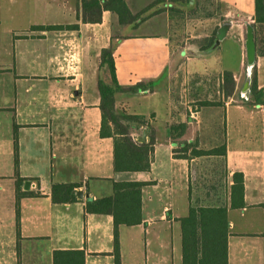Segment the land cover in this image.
Returning <instances> with one entry per match:
<instances>
[{"label": "crops", "instance_id": "crops-1", "mask_svg": "<svg viewBox=\"0 0 264 264\" xmlns=\"http://www.w3.org/2000/svg\"><path fill=\"white\" fill-rule=\"evenodd\" d=\"M212 1L222 19L203 21L216 32L187 28L184 37L175 26L183 16L188 24L186 11L201 10V0H123L131 19L109 8L95 22L82 20L80 0H0V264H52L57 249L82 250L84 264H115L112 215L84 210L86 200L112 195L113 181L145 183L141 222L118 226V264H181L178 219L191 206L226 209L227 264H264V104L250 92L253 71L264 87L254 40L264 24H255L254 0ZM109 45L118 85L145 84L113 98L116 111L140 117L128 128L134 141L148 129L147 170L116 171L113 136L100 132L98 79L111 81L101 77L108 69L100 53ZM215 85L218 104H198L211 101ZM176 123L186 128L172 138ZM194 140L216 154L174 155L180 141ZM208 156L222 160L225 179L224 196L211 205L196 196L208 168L196 160ZM234 173L243 190L233 199ZM53 183H76L81 195L53 203ZM17 191L29 193L19 198L18 216Z\"/></svg>", "mask_w": 264, "mask_h": 264}, {"label": "trees", "instance_id": "trees-1", "mask_svg": "<svg viewBox=\"0 0 264 264\" xmlns=\"http://www.w3.org/2000/svg\"><path fill=\"white\" fill-rule=\"evenodd\" d=\"M82 20L95 22L100 20L104 9L113 8L118 11L121 19H131L130 13L123 0H80ZM255 24H264V0H254ZM77 25H67L74 28ZM38 28H62V26H42ZM257 29V28H256ZM255 46L257 55H264V36H258L255 30ZM210 39L200 45L201 48L209 46ZM112 45L101 49L100 67L108 69L111 81L109 83L98 79L100 92L101 134L113 136V167L116 171L147 170L152 152L151 143L134 141L129 135L131 122L139 121L137 115H130L114 108L113 94L116 91H137L144 89V83L138 82L130 87H121L115 79L114 64L112 58ZM231 73H223L222 89L228 93L231 89ZM250 92L253 103L264 104V87L259 88L256 83V74L253 71L250 83ZM202 104H218L215 101H204ZM122 120L126 122L123 123ZM109 124L112 128L109 127ZM186 128V123L170 125L172 138L181 136ZM217 149L201 150L197 140L191 142L180 141L178 147L173 149L176 157L190 159L199 155L216 154ZM22 180V178H19ZM231 195L242 196V175L233 174ZM145 183L141 181H113V193L110 196L88 199L85 201L84 210L90 213H108L113 218V254L115 264H118V226L134 225L141 222V187ZM76 183H53L51 185V201L53 203L72 202L77 199ZM29 194L17 191L15 210L18 216V201L20 196ZM32 194V193H31ZM234 201H231V206ZM181 231V264H227V225L226 209L213 206H191L187 215L178 219ZM52 264H84V252L82 250H53Z\"/></svg>", "mask_w": 264, "mask_h": 264}, {"label": "rangeland", "instance_id": "rangeland-1", "mask_svg": "<svg viewBox=\"0 0 264 264\" xmlns=\"http://www.w3.org/2000/svg\"><path fill=\"white\" fill-rule=\"evenodd\" d=\"M202 2V9H191L189 11H186L187 16L190 14L191 17H187L189 19H191V21H189V23H185V19L184 16L181 17V19H183V21H181L180 23H178L175 26V30L179 31L180 34H183L184 37L187 35V28L190 29H204V30H208L209 34L212 31V35L216 32L215 28L213 29V25L212 24H206L205 21H203L206 16H208L209 14L214 16V19L217 20H221V13L223 12V10H220V8L217 6V4L210 0V1H205V0H201ZM152 10H148L146 9L145 12L146 13H152ZM231 15H234V13H231ZM200 21V22H199ZM147 28H151L149 26L145 27ZM212 29V30H211ZM261 35L259 36H263L264 34V29H259ZM182 37V38H184ZM106 75L108 79L109 78V72L108 71H101V77ZM102 79V78H101ZM217 85L213 87H210V93H211V101H217L218 96L217 95ZM200 102H204V100H200L197 103L199 104ZM121 121L123 123H125V120ZM196 163H198L199 165H206L208 166V168L206 169L205 173H200L199 177L197 178V183H196V196H197V203H199L201 200L200 197L206 196V200H202L203 204L206 205H211L214 204L215 201L217 199H219V196L223 197L225 194V179H224V172H223V163L222 160L220 158H214V157H200L197 158ZM211 165V166H210ZM210 166V168H209ZM195 203V205L197 204Z\"/></svg>", "mask_w": 264, "mask_h": 264}, {"label": "water", "instance_id": "water-1", "mask_svg": "<svg viewBox=\"0 0 264 264\" xmlns=\"http://www.w3.org/2000/svg\"><path fill=\"white\" fill-rule=\"evenodd\" d=\"M147 131H148L147 128H144V129H143L142 135L138 138V141L142 142V141L145 140V135H146ZM28 183H29L28 181L25 182V184H24V187H25V188L28 187ZM76 194H77L78 196H80V195H81V191H80V190L76 191Z\"/></svg>", "mask_w": 264, "mask_h": 264}, {"label": "built area", "instance_id": "built-area-1", "mask_svg": "<svg viewBox=\"0 0 264 264\" xmlns=\"http://www.w3.org/2000/svg\"><path fill=\"white\" fill-rule=\"evenodd\" d=\"M195 113H196L195 110L190 111V115H191L192 117H194Z\"/></svg>", "mask_w": 264, "mask_h": 264}]
</instances>
